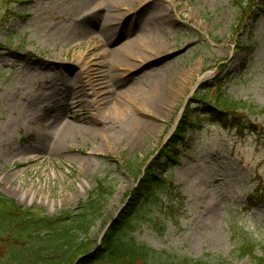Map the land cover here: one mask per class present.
<instances>
[{"label":"rangeland","instance_id":"rangeland-1","mask_svg":"<svg viewBox=\"0 0 264 264\" xmlns=\"http://www.w3.org/2000/svg\"><path fill=\"white\" fill-rule=\"evenodd\" d=\"M97 2L0 0V192L50 217L76 211L102 184L113 194L87 238L91 252L188 108V136L169 172L183 207L175 221L160 219L161 230L147 222L132 236L163 264H256L239 249L253 244L264 258V0H134L109 22ZM130 42L134 59L115 69L116 51ZM81 54L113 72L103 76L111 93L100 109L90 94L80 104L64 98L82 86L73 63ZM136 86L156 87L157 99L137 115L146 125L126 131L113 110ZM218 90L249 110L215 116ZM48 113L59 120L43 139L38 123ZM67 123L75 129L57 142Z\"/></svg>","mask_w":264,"mask_h":264},{"label":"trees","instance_id":"trees-1","mask_svg":"<svg viewBox=\"0 0 264 264\" xmlns=\"http://www.w3.org/2000/svg\"><path fill=\"white\" fill-rule=\"evenodd\" d=\"M217 87L218 84L204 88L200 99L209 100L207 93ZM218 91L219 96L211 102L215 116L249 110L246 103L235 101ZM189 114L193 113L185 109L175 133L163 148L158 149L159 153L148 165H144L146 169L132 191L130 204L91 252H88L91 244L87 238L101 216L105 202L113 194L102 184L90 200L76 211H63L50 217L23 209L0 192V264H68L79 252L82 254L73 264H163L156 261L158 253L155 250L137 243L132 235L147 222H154L155 227L161 230L164 223L160 219L175 221V216L183 207L182 202L172 199V196L176 197L173 194L175 184L169 172L179 164L181 152L178 148L185 146ZM155 210L159 217L157 214L154 216ZM239 252L242 257H251L256 264H264V258L255 256L256 246L253 244L242 246ZM165 264L210 263L185 260Z\"/></svg>","mask_w":264,"mask_h":264},{"label":"bare ground","instance_id":"bare-ground-1","mask_svg":"<svg viewBox=\"0 0 264 264\" xmlns=\"http://www.w3.org/2000/svg\"><path fill=\"white\" fill-rule=\"evenodd\" d=\"M85 1H87L88 4L94 3L95 1L97 2V0H85ZM133 1L134 0H101L100 2L95 3L96 4L95 6L97 7L98 10L102 12V15L104 13L106 22H109V20L111 21L113 20L114 12L116 10L120 8H122V10H127L129 5L132 4ZM140 1L142 4L146 2V0H140ZM112 29L113 28L109 25V23L108 25L106 23L103 30L104 32L109 33L112 31ZM152 44H154V48L155 46L156 49L160 48V45L159 44L156 45V42H153ZM134 47H136L135 43L130 42L126 44L123 49L120 48L116 51L115 69H117L122 62H125L128 59H134L132 57V55H134V50H135ZM73 63L81 67L82 74L76 77V82H78L77 84L79 86L80 85L82 86L79 87L80 90H78V92L74 93L73 95L72 94L65 95L64 98L66 99L68 96H72L75 98L78 97L76 99V102L80 104L79 99L82 98L84 99L86 94H90L91 95L90 101L93 104V106L96 107V109L102 108V105L107 101V98H109V96L107 95L108 91L111 93L110 89H108L107 86L108 84L103 81V76L111 77L113 73L112 70L110 68L104 70V66H102V64L90 61V59L86 61V58L82 54L75 56ZM84 73H86V77H87L85 84H83L82 82L83 79L82 76ZM113 77L116 78L115 75H113ZM68 92L69 91L67 90L64 93H68ZM156 95H157L156 87H152L148 91H145L138 86L130 88L129 91H127L126 97L123 100V102H121L120 106L115 110H113V115L115 117L123 118V121L125 123L124 128H127L126 131H131L132 129L134 130L142 129L146 124L142 120H140V118H138L137 115L140 112H149L152 110V106L155 104V101L157 99ZM179 117L180 115H178L174 123V126L178 121ZM42 119L43 120L40 119L41 121L38 124L42 126V138L45 139V136H47L52 132V127L55 123L58 122L57 120H59V117H55L52 114L48 113ZM44 120L53 121V122L46 125L45 123L46 121ZM35 121L37 120H34V122ZM29 123L31 124L32 120H30ZM74 129L75 127L73 128L71 124L69 123L64 124V126H62L61 129L59 128L55 131L56 141L61 142L67 139L71 131H73Z\"/></svg>","mask_w":264,"mask_h":264}]
</instances>
